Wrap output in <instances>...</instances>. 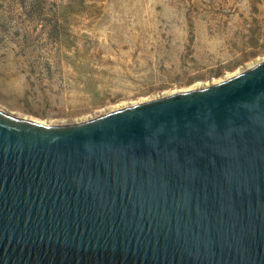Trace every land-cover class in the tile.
<instances>
[{"label":"water","instance_id":"1","mask_svg":"<svg viewBox=\"0 0 264 264\" xmlns=\"http://www.w3.org/2000/svg\"><path fill=\"white\" fill-rule=\"evenodd\" d=\"M0 264H264V60L71 124L0 109Z\"/></svg>","mask_w":264,"mask_h":264},{"label":"rangeland","instance_id":"2","mask_svg":"<svg viewBox=\"0 0 264 264\" xmlns=\"http://www.w3.org/2000/svg\"><path fill=\"white\" fill-rule=\"evenodd\" d=\"M264 60V0H0V109L71 124Z\"/></svg>","mask_w":264,"mask_h":264},{"label":"bare ground","instance_id":"3","mask_svg":"<svg viewBox=\"0 0 264 264\" xmlns=\"http://www.w3.org/2000/svg\"><path fill=\"white\" fill-rule=\"evenodd\" d=\"M258 64V63H257ZM232 76V75H231Z\"/></svg>","mask_w":264,"mask_h":264}]
</instances>
